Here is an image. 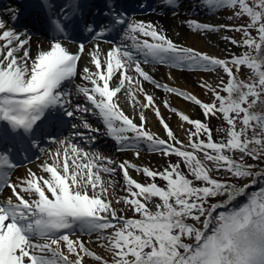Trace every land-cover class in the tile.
<instances>
[{"label": "snow or ice", "instance_id": "snow-or-ice-1", "mask_svg": "<svg viewBox=\"0 0 264 264\" xmlns=\"http://www.w3.org/2000/svg\"><path fill=\"white\" fill-rule=\"evenodd\" d=\"M181 2L165 0L168 6L179 7ZM203 3L210 10L230 11V19L243 23L217 26L191 19L188 26L198 33H240V39H223L244 49L242 53L220 58L183 46L158 24L128 23L113 3L111 23L126 25L131 44L106 51L93 45L87 52L92 67L81 69L85 44L73 51L67 42L69 27H80L81 6L75 0L68 7H53L47 19L56 35L35 55L25 47L29 39H22L23 33L7 28L0 19V194L5 189L11 193L0 199V264H85L86 257L97 264H264V168L260 167L264 165V0ZM11 18H17L15 12ZM83 24V31L96 39L112 30L87 20ZM151 63L216 73L215 87L201 84L213 99L203 102L157 82L143 67ZM78 75L85 83H75ZM143 81L202 109L205 120L170 108L192 126L187 142L165 122ZM69 84H75V94L84 102H74ZM121 97L133 109L139 107L137 116L126 114ZM148 108L168 139L146 127ZM85 113L99 120L103 135L115 140L119 151H133L139 158L145 144L149 151L175 156L178 162L157 170L129 160L117 164L73 142L74 137L94 141V136L76 131L56 141L55 132L48 131L67 117L81 121L71 124L72 129L101 133L83 118ZM215 117L224 122L218 130L224 134L221 139L214 138L207 122ZM44 137L60 147L39 148L38 138ZM33 148L47 157L38 166L39 173L27 168L13 181L21 167L17 156ZM118 170L127 195L115 203H123L130 217L109 198L116 181L103 178ZM131 172L148 180H138ZM221 172L229 178H218ZM83 236H95L108 256L92 250Z\"/></svg>", "mask_w": 264, "mask_h": 264}, {"label": "rangeland", "instance_id": "rangeland-1", "mask_svg": "<svg viewBox=\"0 0 264 264\" xmlns=\"http://www.w3.org/2000/svg\"><path fill=\"white\" fill-rule=\"evenodd\" d=\"M157 2L161 3V2H165V0H157ZM192 2L191 3H186L184 1L181 2L179 4V7H177L178 9H176V12L178 14H174L173 11H168L167 13L173 14L174 16H180L181 19H186L187 21L194 19L198 22L211 23V24H214L217 26H219V25H235V24L243 23V20H240V19H236V18L230 19L229 17L231 15V13L228 10H225V9L210 10L209 8H207L204 5L203 0H193ZM147 16H148V14L138 15L137 18L134 19L133 21H140L144 18L146 19ZM0 19H1V14H0ZM187 21H186L185 25L187 27L188 34L196 35L205 41V48L207 49V51H203V52H207L211 55H214V56H217L220 58H225L230 53H242L244 51V49L239 48V47H235V46L231 45L228 41L223 39L224 36L235 37L237 39H240V36H241L240 33H235V32L228 31V30H223L219 33H207V34L203 33V32L198 33L188 26ZM160 27H162V29H164V27L162 25ZM165 31L168 34L170 32L169 30H166V29H165ZM168 36L171 39L180 40L178 38L170 36V34ZM218 43H220V44H218ZM126 44L130 45L131 41H129L126 38V33H125V39H124V41H122V43L120 45H126ZM184 44L185 43H183V46L195 48L193 45L192 46L187 45V44L191 45L189 40L187 41V44H185V45ZM200 49L201 50H199V49H196V50L202 51V49H204V48H200ZM152 64L158 66L160 68V72L163 70V72H161L158 75V78H159L158 82L159 83L167 84L170 87L179 88L177 86L171 85L168 82L167 70H166V69L170 68L168 65H166V64L161 65V64H154V63H152ZM180 71H182V73L192 75V77L194 79V83H193V87L195 89L194 91H195V93L197 91H200V94L195 95V94H193V91L191 89L189 90V89L183 88V87H181L179 89L197 96V98H199L203 102H209L213 99V94L208 89L201 87V84L207 83V84L215 87L219 81V77L217 76L216 73L203 72L199 69L190 70L187 68H183ZM220 75L223 76V73L221 72ZM179 78H180V79H178L179 82L184 83V81H183L184 76L180 75ZM224 78L226 79V77H224ZM186 80H188V79H186ZM143 82H144V86H145V92H147V94H149V95H152L154 97V99H156L155 97H157L159 99V102L155 103V105L157 107H159V109L161 111L160 112L161 116L164 118L165 122H167L169 124L170 128L173 130L174 134L178 137V139H181V141L187 142V138H188L187 132H188V129L192 128V126L188 125L186 122H184L180 118V116L177 114L179 112H183L182 110H180L181 109L180 105H181V103H184L186 105L190 104L194 108V110H192L191 113L189 114V117L192 119L205 120V117L202 114V109L199 106L195 105L194 103L187 101L180 96H177V95L172 94V93H168V92L164 91L163 89H158L154 85H152L151 83H149L147 81H143ZM165 101L167 102L168 106H165ZM170 108H176L177 113H173L170 110ZM124 110H125L126 114H129L130 116H137L138 112L140 111L139 107L134 109V111L132 110L133 113L131 111H129L128 109H124ZM144 113L146 116V120L150 119L151 121H153L157 124V127L159 129V133L157 135H159L163 139H168L165 129L161 125L159 119L157 118V116L155 115L153 110L151 108H148V109L144 110ZM137 121H139L138 118H137ZM80 122L81 121H76L75 123L79 124ZM88 122L93 127L101 128V133H90V132H88V130L83 129L82 127H78L77 129H75L74 132H76V131L83 132L85 134V137L89 136L90 134L91 135H97V136L95 137L94 141L88 140V139L82 138V137H74L73 141L75 143H77V141H80V139H84L86 141L83 144H86L87 142H91L92 145L89 148V150L92 151V150L96 149L97 151H100L102 153H108L109 157H107L106 155H105V157L115 160L117 164H119L123 160H129V161L133 162L131 156H129V153H131L133 151H130V150L129 151H123V152L119 151L118 149L120 146L116 143L115 140L111 139L113 144L117 147L116 150H112V151L108 150V148H106L105 146H102V144L98 143L99 140L100 141L107 140V139L102 138V137H104V135L102 134L103 128L92 123V122H90V121H88ZM148 124H149V121L147 120L146 125H148ZM151 131H152V129H151ZM97 144H100V146H97ZM139 150H140L141 154L144 156V159L139 163V166H147V167H150L154 170L163 169L165 167L166 161H165V159H163L161 154L149 151L147 145H145V144H141ZM131 174L133 175L134 178H137L138 180H141V181H145L146 177H144L142 174L139 176L135 172H131ZM103 178L105 181H108V180L116 181L115 188L110 190V197L109 198L113 200V206L115 208H117L121 214L127 215L128 213H127V210H126L125 206L123 205V203H120V204L115 203V201L117 199H119L121 196L127 195V193L125 191H123L122 173H120L118 170L114 176H109L107 174H103ZM82 239H84L85 241L88 242L87 246H89L92 250H94L97 253L102 254L106 257L108 256V254L104 251L103 248L98 247V242L96 241L95 236H92V237L83 236ZM85 264H97V262L94 261L92 258L86 257L85 258Z\"/></svg>", "mask_w": 264, "mask_h": 264}, {"label": "bare ground", "instance_id": "bare-ground-1", "mask_svg": "<svg viewBox=\"0 0 264 264\" xmlns=\"http://www.w3.org/2000/svg\"><path fill=\"white\" fill-rule=\"evenodd\" d=\"M186 2L191 3L192 1L191 0H186ZM160 9H162V6H160L159 8H155V12L154 13H152L151 15H148L146 17V19L144 18V19H142L140 21L153 22L155 24H159V26L162 25L164 27V29H163L164 31H165V29L170 31L169 32L170 36L178 38V39L181 40L180 41V40L172 39L174 42H176L178 44H181V45H183V43L187 44V41L189 40L191 45L190 44H187V45H189V46L193 45L196 49H199V50H201L200 48H204V49H202V51H207V49L205 48V41L204 40H202L201 38H199L196 35L188 34L187 27L185 25V23L187 21L186 19H181L180 16H174L173 14H169V13H165V12H164V14L160 15V14H158ZM4 21L6 22V25L8 26L7 18H5ZM169 34L167 33V35H169ZM21 38L22 39H25V38L29 39V44L26 45L25 47L29 48L33 55H35L37 53V51L40 50L41 48L47 49L49 47V43H50V41H47L46 39H42L40 37L34 36L33 34L27 33L26 31H24V33L21 36ZM96 44L100 45V48H101L102 51H106V50H108V49H110L111 47L114 46V45H110V44L103 43V42H98V41H93L92 43L85 45L86 52H85V54L82 57L81 62H80V68L81 69L84 66L92 67L90 65V63H89L90 57L87 55V52L90 51L92 49L93 45H96ZM218 44H220V43H218ZM76 49L77 48H72L73 51H75ZM143 67L158 82V80H159L158 75L161 72H163V70L160 72V68L158 66H156V65H153V64H146V65H143ZM166 70H167L168 82L171 85L177 86L179 88L183 87V88H187L189 90L191 89L193 91V94H195V95L200 94V91H197L196 92L197 94L194 91L195 90L194 87H193L194 79H193L192 75L182 73V71L176 70V69L171 68V67L169 69H166ZM180 75L184 76V78H183L184 79L183 80L184 83L179 82L178 79H180L179 78ZM77 79H78L77 84L85 83V82H83L80 79L79 75L77 76ZM186 79H188V80H186ZM143 87H144V91H145L144 82H143ZM75 96H76L75 91H73V100H74V102H77ZM139 98L141 100H143L144 99L143 94H139ZM155 98H156V99H154L155 103H158L159 99L157 97H155ZM121 104L124 107V109H128L129 111H131L133 113L134 109L129 105V103H127L124 100L123 97H121ZM180 107H181L180 110H182L184 112V114H187V115H189L191 113V111L194 110V108L190 104L186 105L184 103H181ZM78 115H80V114H78ZM82 115H83L84 119H87L88 121H90V122H92V123H94L96 125H101V123L99 122V120L96 117H94V116H92L90 114H87V113L82 114ZM147 120L149 121V124L146 125V127L149 130L152 129V131L154 133L158 134L159 133V129L157 127V124L155 122L151 121L150 119H147ZM136 122L139 123V121H136ZM102 145L105 146L106 148H108V150H110V151H112L114 149L113 144L111 142H109V141L103 142ZM57 147H60L59 143H57ZM53 150H54V148L51 149L50 151H53ZM100 154L103 155L104 157H105V155L107 157H109L108 153H100ZM129 155L133 159V162L136 163V164H139L144 159V156L142 154L140 155L139 158L135 157L133 152L129 153ZM45 159H47V157H45L44 159H40L37 163H34L33 165L29 166L28 168H32L33 171H39V167L38 166ZM26 169L27 168L18 169L16 171V175H15L13 181H15L17 179V177L24 176L25 172H26ZM6 192H9V191L6 190ZM7 196L8 195L6 194L5 197H7Z\"/></svg>", "mask_w": 264, "mask_h": 264}, {"label": "trees", "instance_id": "trees-1", "mask_svg": "<svg viewBox=\"0 0 264 264\" xmlns=\"http://www.w3.org/2000/svg\"><path fill=\"white\" fill-rule=\"evenodd\" d=\"M238 75H240V74H238ZM207 122L210 124V127L213 129L214 138L215 139L223 138L224 134L222 132L218 131L219 129H221L224 126V122L222 121V119L215 117V118H210ZM176 162H178L177 157H175V159H174V163H176ZM260 167L264 168V165H261ZM216 175L218 176V178H221V179H228L229 178V174L223 173V172L218 173ZM233 180H234V178H233ZM240 183H243V181H241ZM221 210H223V209H221Z\"/></svg>", "mask_w": 264, "mask_h": 264}]
</instances>
